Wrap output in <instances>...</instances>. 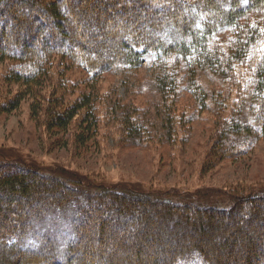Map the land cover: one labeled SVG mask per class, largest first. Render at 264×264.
<instances>
[{"label":"trees","instance_id":"obj_1","mask_svg":"<svg viewBox=\"0 0 264 264\" xmlns=\"http://www.w3.org/2000/svg\"><path fill=\"white\" fill-rule=\"evenodd\" d=\"M259 46L245 80L240 67ZM148 54L155 96L148 87L140 105L125 104L117 85L100 92L103 75L137 71ZM55 57L88 76L73 101V80L47 76ZM0 62L20 87L0 117L30 99L36 125L85 155L100 150V109L119 124L120 150L168 162L180 145L181 173L201 178L264 141V0H0ZM206 112L214 123L191 163L185 150ZM0 264H264V184L153 191L0 150Z\"/></svg>","mask_w":264,"mask_h":264},{"label":"rangeland","instance_id":"obj_2","mask_svg":"<svg viewBox=\"0 0 264 264\" xmlns=\"http://www.w3.org/2000/svg\"><path fill=\"white\" fill-rule=\"evenodd\" d=\"M263 47L250 54L246 63L240 67L241 77L248 79L252 72V64L259 59ZM146 62L137 71L117 69L103 75L98 86L104 94L111 87L117 85L118 93L126 95L125 104H141V100L148 99V87L150 94H157L153 88V75L156 67V57L148 54ZM64 65V66H63ZM7 65L0 62V103L11 98L20 87L6 81ZM64 78L73 80L77 85L70 88L67 85L66 99L73 101L81 90L86 89L87 75L66 59L55 57L53 65L48 67L49 79ZM122 77L127 83L122 82ZM131 81V82H130ZM56 82V80L54 81ZM54 84L47 82L42 91V97H48ZM239 88L231 87L227 105L231 108L237 101ZM159 99V93L158 97ZM133 101V102H132ZM30 99L22 103L21 108L11 115L0 117V150H10L15 154H21L41 163L44 167H62L90 174L94 178L107 179L109 182H129L142 185L153 191L167 190L171 187L183 190H195L203 186H215L218 188H234L238 185L264 184V141H260L258 148L242 163H223L216 172L205 178H201L198 172L181 173V163L178 145L171 158L162 162L159 151L151 149H127L118 148L120 134H117L118 125L109 122L99 110L100 131L98 143L100 150L92 148L86 155L75 148L72 143L66 148L60 147L53 137H48L43 132L42 126L32 120L30 116ZM197 105V103L195 104ZM101 106V103H99ZM229 113V110L225 112ZM202 119L195 124L192 139L185 151H188L185 159L199 164L197 155L199 147L209 136L214 123V118L209 113H204ZM74 124V123H73ZM36 126L38 129H36ZM97 151V153H96ZM171 164V165H169Z\"/></svg>","mask_w":264,"mask_h":264}]
</instances>
